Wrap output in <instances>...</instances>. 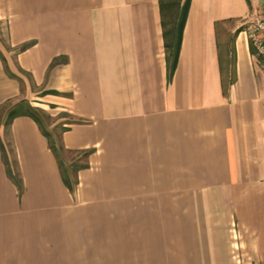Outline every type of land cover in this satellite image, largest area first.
I'll list each match as a JSON object with an SVG mask.
<instances>
[{
  "label": "crops",
  "instance_id": "0c3cea01",
  "mask_svg": "<svg viewBox=\"0 0 264 264\" xmlns=\"http://www.w3.org/2000/svg\"><path fill=\"white\" fill-rule=\"evenodd\" d=\"M158 1L0 0V105L71 116L0 126V264H264V0H191L170 80Z\"/></svg>",
  "mask_w": 264,
  "mask_h": 264
},
{
  "label": "trees",
  "instance_id": "16d2710c",
  "mask_svg": "<svg viewBox=\"0 0 264 264\" xmlns=\"http://www.w3.org/2000/svg\"><path fill=\"white\" fill-rule=\"evenodd\" d=\"M190 1L191 0H159L158 1L167 80L171 79L177 64L183 27L186 20V15L190 5ZM28 45L29 44H24L20 47V49H24ZM0 58L3 60V62L5 61L1 53H0ZM55 61L56 59L53 60V63H55ZM5 70L9 76H15L8 70L7 67H5ZM233 80H234V76L230 78L228 83L222 84L223 92H226L228 85L232 83ZM18 115H28L37 121L34 114H32V112L28 108H26V106L18 105L17 107L11 109L7 113L5 124H9L11 120ZM1 149L5 162L7 163L3 145H1ZM83 154L84 156L87 155L86 152H83ZM7 170L9 175L14 179V181H16V184L19 185L17 183L16 178L12 175L11 170L8 167ZM65 180L67 182V179Z\"/></svg>",
  "mask_w": 264,
  "mask_h": 264
},
{
  "label": "rangeland",
  "instance_id": "374dc122",
  "mask_svg": "<svg viewBox=\"0 0 264 264\" xmlns=\"http://www.w3.org/2000/svg\"><path fill=\"white\" fill-rule=\"evenodd\" d=\"M18 75L20 76V79L17 80L20 86V94L16 98L10 99L4 104L0 105V126L3 125L5 127L6 116L11 109L18 105H22L30 107L31 109L37 108L36 112L42 121V125H45L53 135L58 136L64 129V124H67L71 121V116L64 111L53 109V105H51L47 111L39 110L37 107L39 100L34 98L38 89L34 86L30 76L27 73L19 71ZM79 155L81 154L67 153L65 151L62 152V158L66 162H68V160L72 157ZM78 164H80V162Z\"/></svg>",
  "mask_w": 264,
  "mask_h": 264
},
{
  "label": "built area",
  "instance_id": "2783aa9c",
  "mask_svg": "<svg viewBox=\"0 0 264 264\" xmlns=\"http://www.w3.org/2000/svg\"><path fill=\"white\" fill-rule=\"evenodd\" d=\"M254 55L264 60V18H258L246 27Z\"/></svg>",
  "mask_w": 264,
  "mask_h": 264
}]
</instances>
